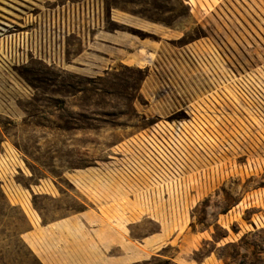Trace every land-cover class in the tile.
<instances>
[{"label": "rangeland", "instance_id": "374dc122", "mask_svg": "<svg viewBox=\"0 0 264 264\" xmlns=\"http://www.w3.org/2000/svg\"><path fill=\"white\" fill-rule=\"evenodd\" d=\"M32 8L33 24H44L37 38L12 53L0 44V264H42L43 225L81 209V198L105 218L115 211L106 219L131 244L162 233L137 264H176L185 232L219 238L217 218L254 192L253 208L239 206L237 245L203 242L191 253L183 242L181 257L212 252L264 264V221L247 222L264 215V0H45ZM98 29L142 42L150 66L137 67L129 52L101 59V68L78 58ZM140 193L159 199L139 201ZM107 196L121 201L103 208ZM31 230L35 247L24 236Z\"/></svg>", "mask_w": 264, "mask_h": 264}, {"label": "crops", "instance_id": "0c3cea01", "mask_svg": "<svg viewBox=\"0 0 264 264\" xmlns=\"http://www.w3.org/2000/svg\"><path fill=\"white\" fill-rule=\"evenodd\" d=\"M14 1L16 4H9V7H0V44H7L9 48L11 47V53L15 52L14 48L18 47V45L20 47L21 44L22 48V44L24 47V44L30 43L35 37L37 38L35 32L41 31V25L44 26L39 20L38 23L33 24L31 17L35 15L31 11L34 10L32 6L41 8L45 0ZM42 15L41 11L37 12L36 18L39 19ZM111 17L114 21L117 20L114 18L115 15L113 13ZM118 21L125 27L136 25L130 18H120ZM42 37H44V34L43 36L38 34V38ZM169 41L168 39H162L159 42L168 43ZM143 47L142 42H135L126 33L117 31L108 32L104 31V29H98L92 36L89 46L87 45L85 49L81 50L78 58L83 59L89 56L91 57L90 60L94 61V65L92 66L101 68L99 66L103 63L101 59L115 63V57L118 55L125 56V53L129 52L130 58L136 61L137 67H149L151 62L150 52L146 51V54L142 55L141 51ZM182 52L187 55V51L183 50ZM164 58L167 59V57ZM169 58L173 57L169 56ZM84 70L88 71L92 69ZM122 197L128 198L126 195H122ZM120 198L118 196L103 197L100 200V206L103 208L110 207L112 203L120 202ZM259 198V193H247L241 197L235 207L220 215L217 218V223L223 230V235L217 239L212 236L213 232H185L182 238L178 240V257L172 258L170 261L176 264H180L177 263V259L183 264H234L221 258H215L212 252L199 261L181 257V250L186 247V245H183V242L195 246V249L190 250L191 253L198 251L197 246L203 242L212 243L214 250L237 245L243 233H245L238 222V212L240 215L239 206L250 205L253 208V205ZM128 199L131 202L134 201L133 198ZM138 200L141 201L140 198ZM80 202L81 209L66 211V214L60 219L43 225L41 253L35 248L36 255L41 258L42 264H137L148 259L149 254L147 257H143L147 254L145 251L147 249H144L146 245L149 244L153 248L161 244L162 233L160 232L142 240H133L132 243L137 244L140 248L134 246L126 240V237L130 238L127 234L116 232L114 220L107 221V219H114L115 211H109L106 219L99 213L97 205L95 206L96 209H94V205H89L85 199L81 198ZM261 221H264V215L255 214L251 215L247 222L252 226L251 224H257V222ZM231 225H236L235 229H231ZM24 236L28 243L34 245V230L26 232ZM167 247L168 244H165L159 250L162 252ZM135 257H139V259H132Z\"/></svg>", "mask_w": 264, "mask_h": 264}, {"label": "built area", "instance_id": "2783aa9c", "mask_svg": "<svg viewBox=\"0 0 264 264\" xmlns=\"http://www.w3.org/2000/svg\"><path fill=\"white\" fill-rule=\"evenodd\" d=\"M149 150L151 151L152 154H154V155L156 154V152L154 151L153 148H150ZM145 159H147V157L144 156V158L142 157V158H140L138 160L141 161V160H145ZM133 167H135V166L133 165ZM138 198H140V200L144 201V202H146V201H157L159 199V196H157V195L148 196V195H146L144 193H140V194H138Z\"/></svg>", "mask_w": 264, "mask_h": 264}, {"label": "bare ground", "instance_id": "6f19581e", "mask_svg": "<svg viewBox=\"0 0 264 264\" xmlns=\"http://www.w3.org/2000/svg\"><path fill=\"white\" fill-rule=\"evenodd\" d=\"M148 254L144 255L143 257H147ZM132 259H139V257H135V258H132Z\"/></svg>", "mask_w": 264, "mask_h": 264}]
</instances>
